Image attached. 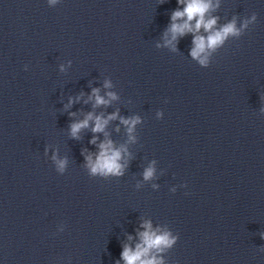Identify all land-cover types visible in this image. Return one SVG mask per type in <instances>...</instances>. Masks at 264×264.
Returning <instances> with one entry per match:
<instances>
[{"label":"clouds","instance_id":"obj_1","mask_svg":"<svg viewBox=\"0 0 264 264\" xmlns=\"http://www.w3.org/2000/svg\"><path fill=\"white\" fill-rule=\"evenodd\" d=\"M50 2L55 3L56 0H50ZM177 3L183 5V8L182 10L178 8L172 13L170 27L165 33V44L172 46L173 50H175L173 42L178 37L192 33L193 47L191 48L190 55L203 66H207L208 57L212 52L221 47L230 36L238 37L242 29L246 28L249 23L246 20L241 28H237L236 21L233 19L231 22L217 28L218 18L209 15L210 11L218 6L213 5L212 0H177ZM252 19L255 20V16ZM201 29H203L206 35L200 34ZM169 33L171 34V39H167ZM104 87L109 88L111 84L106 81ZM99 92V89L93 88L91 95L88 97L89 101H94V108L107 105L111 100L117 99L116 95L112 92L106 94L108 99L101 96ZM76 99L78 101L80 97ZM73 102L70 99L66 107H69ZM87 102L85 101V103ZM71 115H75V113H71ZM117 118L118 113H112L104 117L103 115H94L92 112H89L83 120L76 121L70 125V134L73 138L79 139V133L82 129L88 128L90 122L93 124L91 129L93 133L104 132L109 121ZM120 122L127 128L129 141H134L135 138L132 133L135 126L140 123V118L132 117L125 119L120 117ZM105 136L107 137V133H105ZM96 140L97 138L94 136L90 143L96 144ZM98 149L99 151L95 154V159H93L92 154L85 156L86 166L89 168L90 173L101 176L123 175L125 164L121 163V160L124 155H127V148L124 145L117 148L114 146L112 140L106 138L99 143ZM53 160L56 161L57 168L62 172L67 161L65 159H57L55 155L53 156ZM153 175L154 168L151 166L145 169L143 173L145 180L151 179ZM142 227L144 231L138 233L140 242L136 244L135 249L125 245L121 253V259L125 264H163L162 259H159L156 255H152V253L153 251L159 253L164 251L165 248H170L176 242V237H172L167 231L153 230L150 221H145ZM129 239L131 240L132 237H129Z\"/></svg>","mask_w":264,"mask_h":264}]
</instances>
